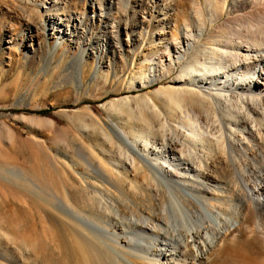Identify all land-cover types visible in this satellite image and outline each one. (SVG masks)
I'll return each mask as SVG.
<instances>
[{
	"label": "bare ground",
	"instance_id": "obj_1",
	"mask_svg": "<svg viewBox=\"0 0 264 264\" xmlns=\"http://www.w3.org/2000/svg\"><path fill=\"white\" fill-rule=\"evenodd\" d=\"M45 1L44 9L56 8L41 23L54 49L76 42L79 30H116L110 43L125 37L129 47L132 30H142V42L155 22L150 37H158L155 47L166 46L168 62L153 65L169 72L182 68L172 81L198 88L207 107L181 105L180 115H170L178 125L159 126L152 141L142 134L131 140L113 124L125 155L118 171L79 152L83 172L68 166L72 175L61 192L41 197L53 263L264 264V213L252 228L243 212V206L260 212L264 203V8L241 16L253 30L229 31L215 30V24L246 1L207 0L209 27H203L193 0H135L132 13L120 8V19L105 15L104 7L128 0H87L85 13L95 14L90 29L76 11L59 7L67 0ZM195 19L204 30H180ZM256 23L263 29L256 30ZM108 40L88 35L79 46L84 55L94 51L105 58ZM230 173L245 180L249 193L239 198L238 187L224 183L222 175ZM17 249L0 240V264H29Z\"/></svg>",
	"mask_w": 264,
	"mask_h": 264
},
{
	"label": "rangeland",
	"instance_id": "obj_2",
	"mask_svg": "<svg viewBox=\"0 0 264 264\" xmlns=\"http://www.w3.org/2000/svg\"><path fill=\"white\" fill-rule=\"evenodd\" d=\"M86 1L67 0L59 7L76 11L91 29L88 23L95 14L85 13ZM233 1L228 0L229 4ZM237 1H246L245 6L225 15L215 24V30H253L241 16L264 8V0ZM42 3L48 6L45 0H0V240L18 248L29 264H54L55 246L44 227L42 198L50 192H61L72 175L68 166L83 172L79 152L118 171L125 155L112 131L113 124L131 140L142 134V139L147 136L145 140L152 141L159 126L178 125L171 121L172 112L180 115L183 108H207L198 88L188 85V90L184 83L172 81L181 75L182 68L169 72L153 65L168 62L166 46L155 47L158 37L155 42L150 37L157 31L155 22H151L142 42V30H132L129 47L124 45L125 37L111 38L110 43L107 37H117L116 30L113 34L112 30H79L76 42H65L54 49L53 41H46L49 30H43L41 23L56 8L48 11ZM192 3L202 14L203 27H209L207 0ZM134 4L135 0L115 1L113 8L104 7L105 15L123 18L120 8L132 13ZM96 6L98 15L101 11L97 2ZM189 24L183 22L180 30H204L196 19ZM256 24V30L263 29ZM32 35L33 42L29 40ZM88 35L100 43L108 40L111 53L100 59L94 51L84 55L79 45ZM141 65L142 71L138 69ZM234 174H224L222 180L238 187L240 198L249 189L245 180ZM254 178L249 179L252 186L257 181ZM252 208L243 206V212L256 228L264 203L260 212Z\"/></svg>",
	"mask_w": 264,
	"mask_h": 264
}]
</instances>
